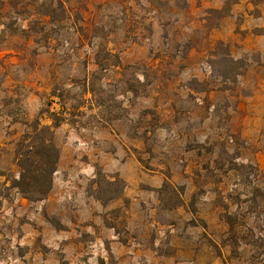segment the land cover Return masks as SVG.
<instances>
[{"label": "rangeland", "instance_id": "1", "mask_svg": "<svg viewBox=\"0 0 264 264\" xmlns=\"http://www.w3.org/2000/svg\"><path fill=\"white\" fill-rule=\"evenodd\" d=\"M0 264H264V0H0Z\"/></svg>", "mask_w": 264, "mask_h": 264}, {"label": "trees", "instance_id": "2", "mask_svg": "<svg viewBox=\"0 0 264 264\" xmlns=\"http://www.w3.org/2000/svg\"><path fill=\"white\" fill-rule=\"evenodd\" d=\"M22 167L24 169V172L20 176V181L18 182V187L24 193H28V191H30V189H32V190L36 189L35 191H41V194L39 197H43L44 193H46V191L48 189V182L45 183V182H40L39 180H31L29 177L27 179V173L30 174L31 172L29 171V169L25 168V166L22 165ZM41 170L42 171L44 170V172H46V168H44V169L41 168ZM50 171H52V167H51ZM25 172H27V173L25 174ZM27 185H29V186L33 185L34 189L31 187L29 188V186H27Z\"/></svg>", "mask_w": 264, "mask_h": 264}]
</instances>
